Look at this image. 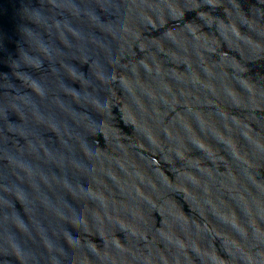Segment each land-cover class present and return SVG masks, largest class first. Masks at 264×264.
I'll use <instances>...</instances> for the list:
<instances>
[{"label":"water","instance_id":"1","mask_svg":"<svg viewBox=\"0 0 264 264\" xmlns=\"http://www.w3.org/2000/svg\"><path fill=\"white\" fill-rule=\"evenodd\" d=\"M0 264H264V0H0Z\"/></svg>","mask_w":264,"mask_h":264}]
</instances>
